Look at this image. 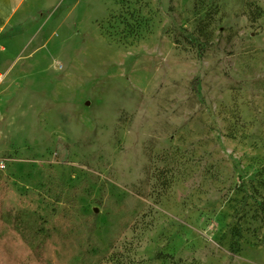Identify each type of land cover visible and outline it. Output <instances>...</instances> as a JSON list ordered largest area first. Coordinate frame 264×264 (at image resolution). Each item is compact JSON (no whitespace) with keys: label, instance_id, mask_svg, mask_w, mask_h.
<instances>
[{"label":"rangeland","instance_id":"1","mask_svg":"<svg viewBox=\"0 0 264 264\" xmlns=\"http://www.w3.org/2000/svg\"><path fill=\"white\" fill-rule=\"evenodd\" d=\"M0 72L11 261L264 264V0H55Z\"/></svg>","mask_w":264,"mask_h":264},{"label":"crops","instance_id":"2","mask_svg":"<svg viewBox=\"0 0 264 264\" xmlns=\"http://www.w3.org/2000/svg\"><path fill=\"white\" fill-rule=\"evenodd\" d=\"M55 0H0V30L41 9H49Z\"/></svg>","mask_w":264,"mask_h":264},{"label":"trees","instance_id":"3","mask_svg":"<svg viewBox=\"0 0 264 264\" xmlns=\"http://www.w3.org/2000/svg\"><path fill=\"white\" fill-rule=\"evenodd\" d=\"M1 224L2 222L0 221V231L2 230ZM6 250H7V243L5 241V237L0 236V264H33L24 253H19V255H14L13 260L11 261L6 256L7 253Z\"/></svg>","mask_w":264,"mask_h":264},{"label":"built area","instance_id":"4","mask_svg":"<svg viewBox=\"0 0 264 264\" xmlns=\"http://www.w3.org/2000/svg\"><path fill=\"white\" fill-rule=\"evenodd\" d=\"M4 75L0 72V83L3 80ZM6 166L5 161L3 159H0V170Z\"/></svg>","mask_w":264,"mask_h":264}]
</instances>
